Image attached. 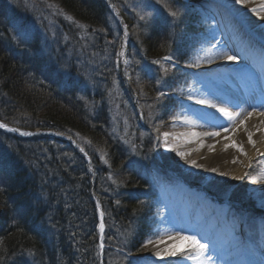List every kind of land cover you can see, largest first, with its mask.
I'll list each match as a JSON object with an SVG mask.
<instances>
[{
  "label": "trees",
  "instance_id": "trees-1",
  "mask_svg": "<svg viewBox=\"0 0 264 264\" xmlns=\"http://www.w3.org/2000/svg\"><path fill=\"white\" fill-rule=\"evenodd\" d=\"M51 1L91 27L107 25L105 0ZM15 8L0 0V120L61 135L85 155L60 138L0 129V264H134L157 237V161L151 153H128L111 135L103 98L89 101L87 86L46 63L37 40L18 33ZM140 47L148 58L173 54L177 63L184 48L166 24L151 29ZM240 204L256 208L252 198Z\"/></svg>",
  "mask_w": 264,
  "mask_h": 264
},
{
  "label": "rangeland",
  "instance_id": "rangeland-1",
  "mask_svg": "<svg viewBox=\"0 0 264 264\" xmlns=\"http://www.w3.org/2000/svg\"><path fill=\"white\" fill-rule=\"evenodd\" d=\"M10 1L16 6L18 33L33 42L37 40L46 63L59 71L63 79L71 76L79 88L87 86L90 89L89 101L95 102L96 97L102 101L103 98L111 135L128 147V153H151L157 161L151 173L157 190L152 223L157 237L152 241L178 232L195 236L208 244L205 254L196 259H189L187 255L179 253L162 262L158 257L146 256L150 245L146 243L143 252L135 254L134 264H223L225 260L222 257L213 258L217 248L210 246L207 234L201 233L200 222L196 220L193 225L180 228L176 213L166 203L168 198L164 194H177L183 188L194 193L196 198L218 209L222 215L220 221L227 228H240L243 224L239 222L242 223L244 219L258 218L264 221V205L257 199L256 193L250 190L251 179L261 167L260 162L252 160L244 175L228 182L220 175H210L207 171L182 162L177 148L171 145L170 134L178 123L196 116V105L200 104L197 101L211 92L210 85L224 93L227 90L224 78L232 79L239 75L241 81L235 80L238 87L242 84L250 93H264L259 80L260 72L264 77V67L258 69L250 60H243V65L234 72L220 70L221 77L203 71L222 60L218 53L226 48L223 39L226 10H211L210 6L202 3L203 0H105L108 8L107 25L94 28L76 20L51 0ZM170 10L176 11L177 16H171ZM163 24L177 34L184 46L178 53L181 62L172 60L175 58L173 54L169 56L170 60L165 57L148 58L140 47L142 38L151 29ZM186 28L193 32L184 35ZM0 129L19 136L39 134L33 130L14 132L7 125ZM165 133L169 135L165 137ZM46 134L57 135L50 131ZM69 142L84 155L75 142ZM101 162L107 166L105 159L101 158ZM238 187H243L241 191L245 197L242 200L237 199ZM250 197L256 203L253 209L258 212L241 208L240 202ZM256 214L260 216L256 217ZM229 237L240 239L233 230ZM187 247L188 242L184 249ZM255 248L264 256L260 243ZM226 250L229 251V248ZM233 250L241 257L234 264H249V257L259 261L244 246L239 245ZM244 254L249 255L247 260L242 258ZM192 255L197 254L193 252ZM209 257L210 261L207 259Z\"/></svg>",
  "mask_w": 264,
  "mask_h": 264
},
{
  "label": "bare ground",
  "instance_id": "bare-ground-1",
  "mask_svg": "<svg viewBox=\"0 0 264 264\" xmlns=\"http://www.w3.org/2000/svg\"><path fill=\"white\" fill-rule=\"evenodd\" d=\"M202 3L217 12L226 10L224 23L223 39L226 44L223 53H228L239 57L237 61L222 60L216 62V65L203 69V71L222 76L220 70L234 72L243 65V60H250L252 65L258 69L264 67V0H246L244 4L237 3V0H203ZM256 8L257 11H252ZM239 61V62H238ZM264 73V72H263ZM264 75V74H263ZM215 77L213 76V80ZM227 90L224 93L213 88L211 92L206 94L203 99L212 101L221 107L228 108L232 112H242V115L235 121H231L215 108L206 104H198L196 116L184 122L177 124L176 128L170 134L171 145L177 148L181 155L182 162L190 164L198 169L207 171L210 175H220L230 182L240 178L247 172L248 166L252 160L256 159L261 163V167L255 172L251 179L252 186L250 190L256 193L257 199L264 205V131H257V127L264 128L260 122L264 120V116L260 113L264 112V93H250L242 84L237 85L235 80L241 81L239 75L234 78L225 79ZM261 82L260 88L264 91V77L259 75ZM252 112L253 115L245 121L244 125H240L247 113ZM189 121V122H186ZM239 125V127H237ZM233 128L237 130L232 131ZM223 129H228L224 131ZM252 132V139L255 145L249 143L247 132ZM204 133L219 132L218 136H181V133ZM229 137V139H225ZM233 141L241 145L243 152L238 147H234ZM209 145L213 149H209ZM225 145H228L225 148ZM246 153V154H245ZM235 160V162H233ZM195 161V164L192 163ZM216 169V171H212ZM226 173V174H222ZM168 198L166 203L170 205L176 213L179 226L193 225L197 220L201 223L200 231L204 235L209 236L210 246L217 248L213 258L222 257L225 260L223 264H234L238 257L237 251L233 248L240 246L246 247L252 256H257L258 260L250 258L244 254L242 258H247L249 264H264V256L258 247V244L264 246V221L258 218L251 220L244 219L240 228H227L220 221L222 215L211 203H205L195 197L194 193L187 192L184 188L177 194L174 192H165ZM218 217V218H216ZM231 230L238 233L240 239L234 240L229 237ZM178 232L162 236L158 241L150 244L146 256L157 257V251L163 252L169 248L173 241L169 237L175 236ZM187 235V234H185ZM187 241L180 243L179 247L184 249ZM220 248V249H218ZM229 248V251L226 249ZM219 250V251H218ZM264 250V249H263ZM218 251V252H217ZM181 252H177L178 255ZM175 255V256H176ZM174 256L165 255L160 261L164 262L168 258Z\"/></svg>",
  "mask_w": 264,
  "mask_h": 264
},
{
  "label": "snow or ice",
  "instance_id": "snow-or-ice-1",
  "mask_svg": "<svg viewBox=\"0 0 264 264\" xmlns=\"http://www.w3.org/2000/svg\"><path fill=\"white\" fill-rule=\"evenodd\" d=\"M245 2H246V0H237V3H240V4H244ZM261 10H264V6H262ZM252 11H257V9L253 8ZM170 15L173 17H176L177 12L170 10ZM141 19H144V17H141ZM212 47L214 48L215 45H213ZM218 55L221 56L223 59H226L228 61H237L239 59V57H237V56H234V55H231L228 53H223V52L218 53ZM210 58L211 57H209V59ZM165 59L170 60L171 57H165ZM155 63H160V61H155ZM198 63H199V61H198ZM164 71L166 72L167 69H164ZM160 95L163 96L164 93H160ZM197 103L206 104L212 108H215L218 112H220L223 116H225L226 118H228L231 121H235L238 117H240L242 115V112H232L228 108L221 107L215 103H212V101L207 100V99H200L197 101ZM252 115H253L252 112L247 113V115L244 117V119L240 120V125H244L245 121H247ZM260 115L264 116V112L260 113ZM186 122H189V121H186ZM260 123L262 125H264V120H262ZM0 127H5V125L0 124ZM237 127H239V125ZM223 130L228 131V129H223ZM236 130H237L236 128L232 129L233 132H235ZM257 131H264V128L257 127ZM25 134H28V133H25ZM164 135H165V137H167L169 134L165 133ZM180 135L184 136V137H187L189 135H191V136H218V135H220V133L219 132H204V133L193 132L190 134L189 133H181ZM252 135H253L252 132H250V131L247 132L249 143H252L253 145H255V141L252 139ZM225 139H229V137H225ZM232 146L238 147L241 152L244 151L243 147L241 145L236 144L235 141H233ZM227 147H228V145H225V148H227ZM209 149L212 150L213 146L209 145ZM180 154L186 155V153H180ZM261 155H264V153H261ZM233 162H235V160ZM192 163L195 164V161H192ZM212 171H216V169H212ZM222 174H226V173H222ZM117 203H119V202H117ZM101 216H103V213H101ZM99 227H100V230L102 232L104 229V224L101 223ZM169 239L173 241V244L169 248L165 249L163 252L157 251L155 253V255L158 258L163 259L165 257V255L175 256L177 254V252H181L182 254L187 255L189 259H196L199 256L204 255L208 249V244L202 243L195 236H188V235H182V234L177 233L175 236L169 237ZM184 241L188 242L187 249H181L179 247L180 243H182ZM162 242L163 241H158V243H162ZM146 243L147 244H153V241L151 239H149V240H147ZM193 252H195L197 255L193 256L192 255ZM207 259L209 261L211 260L210 257Z\"/></svg>",
  "mask_w": 264,
  "mask_h": 264
}]
</instances>
